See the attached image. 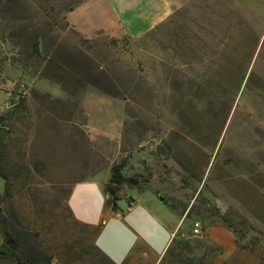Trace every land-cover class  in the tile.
<instances>
[{
    "label": "rangeland",
    "instance_id": "obj_1",
    "mask_svg": "<svg viewBox=\"0 0 264 264\" xmlns=\"http://www.w3.org/2000/svg\"><path fill=\"white\" fill-rule=\"evenodd\" d=\"M162 7L135 36L109 0H0V207L21 244L14 262L113 264L68 200L122 165L138 182L120 195L146 193L180 221L160 264H264V0H145L139 27Z\"/></svg>",
    "mask_w": 264,
    "mask_h": 264
},
{
    "label": "crops",
    "instance_id": "obj_2",
    "mask_svg": "<svg viewBox=\"0 0 264 264\" xmlns=\"http://www.w3.org/2000/svg\"><path fill=\"white\" fill-rule=\"evenodd\" d=\"M112 11L127 30L140 36L165 19V7L157 8L154 17L139 27L143 18L135 16L145 0H109ZM105 180L97 176L77 182L69 196L68 205L74 218L85 225L104 226L95 245L113 264H160L181 227L171 215H161L146 193L120 195L113 211L109 194L104 192ZM2 235L0 232V245Z\"/></svg>",
    "mask_w": 264,
    "mask_h": 264
},
{
    "label": "trees",
    "instance_id": "obj_3",
    "mask_svg": "<svg viewBox=\"0 0 264 264\" xmlns=\"http://www.w3.org/2000/svg\"><path fill=\"white\" fill-rule=\"evenodd\" d=\"M147 83L148 82L146 81L144 82L140 81L139 84L136 86V88L143 89L145 87L144 84H147ZM192 89H195V93L198 94L202 90V87L199 84H195ZM5 136H6L5 129L0 128V146L3 144V140ZM122 168H123L122 165H119V166L114 165L112 167L110 179L104 188V192L109 194L111 198L113 211L117 209V203L121 199L120 198L121 185L127 181L128 182L131 181L133 183L138 182L136 177H131L127 179L125 174L123 173ZM223 219L229 227H232V224H230L229 220L226 217H224ZM103 226H104V221L99 226L92 227V229L95 230L97 236L101 232V229ZM0 232L2 235V243L0 245V264H10V263L11 264H15V263L22 264L19 261L14 262L17 259V255H18V252L20 251L21 244H20L18 237H16L9 231L5 223L1 207H0ZM174 240L175 238L173 239V241ZM95 248L97 249L98 253L104 257V259L112 263L110 258L107 257L103 252H101L97 246H95ZM169 248L167 249V252ZM47 264H49V262Z\"/></svg>",
    "mask_w": 264,
    "mask_h": 264
},
{
    "label": "built area",
    "instance_id": "obj_4",
    "mask_svg": "<svg viewBox=\"0 0 264 264\" xmlns=\"http://www.w3.org/2000/svg\"><path fill=\"white\" fill-rule=\"evenodd\" d=\"M201 231H202V225H201V223L200 222H195L193 224V234L195 236H198V235L201 234Z\"/></svg>",
    "mask_w": 264,
    "mask_h": 264
},
{
    "label": "water",
    "instance_id": "obj_5",
    "mask_svg": "<svg viewBox=\"0 0 264 264\" xmlns=\"http://www.w3.org/2000/svg\"><path fill=\"white\" fill-rule=\"evenodd\" d=\"M11 104H13V102H11Z\"/></svg>",
    "mask_w": 264,
    "mask_h": 264
}]
</instances>
